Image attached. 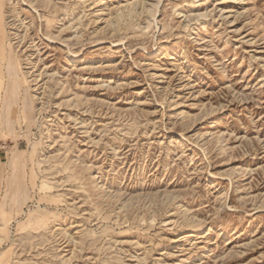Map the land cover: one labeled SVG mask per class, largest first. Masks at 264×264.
Instances as JSON below:
<instances>
[{
	"label": "rangeland",
	"instance_id": "1",
	"mask_svg": "<svg viewBox=\"0 0 264 264\" xmlns=\"http://www.w3.org/2000/svg\"><path fill=\"white\" fill-rule=\"evenodd\" d=\"M0 264H264V0H0Z\"/></svg>",
	"mask_w": 264,
	"mask_h": 264
},
{
	"label": "bare ground",
	"instance_id": "2",
	"mask_svg": "<svg viewBox=\"0 0 264 264\" xmlns=\"http://www.w3.org/2000/svg\"><path fill=\"white\" fill-rule=\"evenodd\" d=\"M133 5H134V4H133ZM128 6H129V5H128ZM128 6H127V7H128ZM131 7H132V6H131ZM121 13H122V12H121ZM130 14H131V13H130ZM131 15H132V14H131ZM118 16H119V15H118ZM121 19H122V18H121ZM10 111H11V110H10ZM202 260H205V258H202Z\"/></svg>",
	"mask_w": 264,
	"mask_h": 264
}]
</instances>
